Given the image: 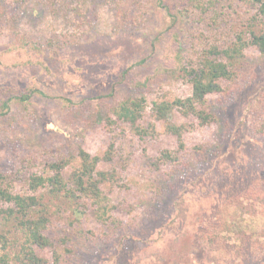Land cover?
<instances>
[{
    "label": "rangeland",
    "instance_id": "374dc122",
    "mask_svg": "<svg viewBox=\"0 0 264 264\" xmlns=\"http://www.w3.org/2000/svg\"><path fill=\"white\" fill-rule=\"evenodd\" d=\"M258 7L256 0H0V170L15 192L31 194L30 175L51 174L49 164L64 161L68 179L83 150L101 158L95 169L106 176L103 208L37 190L49 217L51 244L35 247L44 264H264V240L233 246L220 229L237 227L250 200L261 209L251 210L264 211V55L249 45L231 61V77L206 98L210 124L176 108L158 120L151 108L191 94L183 70L210 45L258 32ZM31 89L40 92L20 98ZM141 96L134 125L106 121L112 105ZM169 125L182 127L181 138Z\"/></svg>",
    "mask_w": 264,
    "mask_h": 264
},
{
    "label": "trees",
    "instance_id": "16d2710c",
    "mask_svg": "<svg viewBox=\"0 0 264 264\" xmlns=\"http://www.w3.org/2000/svg\"><path fill=\"white\" fill-rule=\"evenodd\" d=\"M256 1L259 2L258 13L262 17L263 27L258 32L251 30L248 39L237 33L232 44L226 47L220 48L212 44L206 54L201 57L200 62L194 63L195 65L188 64L183 71L191 82V94L185 98H174L171 101H153L151 108L158 120L164 119L167 113L176 108L185 116H195L202 125L213 121V116L207 109L206 98L209 94L221 91V79L231 77L232 73L229 68L231 61L242 57L243 50L249 45L255 46L264 55V2ZM203 10H207L206 7H203ZM33 92L40 91L31 89L28 94L20 98L27 99ZM145 103L146 99L143 96L119 101L109 108L105 119L109 124L124 121L134 125L141 117ZM168 130L181 138L182 127L169 125ZM137 131L139 134H144L141 129ZM162 155L165 160L170 159L168 152ZM80 157L79 169L75 170L68 179L62 175L64 161L51 162L49 164L51 174L34 173L30 175L31 194L15 192L13 177L0 170V222L5 225L6 222L11 221L13 226L0 229V264H12V260L16 264H44L46 262L44 257L38 255L35 250V247L43 249L51 244V239L47 234L49 217L42 210L44 208L42 200L45 195L62 197L61 201L65 199L79 201L80 197H87L97 204V208L105 207L104 202L108 201L99 188L101 181L106 179L105 172L95 169L101 158L90 156L83 150H80ZM38 189H44L45 195L37 193ZM249 205L237 227L235 225L232 230L229 224H225L220 228L223 239L230 245H237L242 239L241 242H246L251 238L264 240V211L255 212L254 209L259 210L260 205L254 207L251 200ZM20 239L23 240L20 241ZM258 249L263 251L264 248L259 246Z\"/></svg>",
    "mask_w": 264,
    "mask_h": 264
}]
</instances>
